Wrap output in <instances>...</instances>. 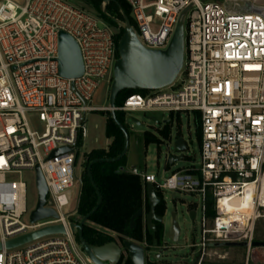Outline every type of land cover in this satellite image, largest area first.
Returning a JSON list of instances; mask_svg holds the SVG:
<instances>
[{
  "label": "built area",
  "instance_id": "built-area-1",
  "mask_svg": "<svg viewBox=\"0 0 264 264\" xmlns=\"http://www.w3.org/2000/svg\"><path fill=\"white\" fill-rule=\"evenodd\" d=\"M124 1L144 45L153 50L167 47L181 13L192 7L185 21L184 69L176 83L133 94L113 111L193 113L201 131L199 164L163 184L137 169L131 173L153 185L162 200L166 190L200 199L189 211L196 212L200 228L193 264H238L226 251L231 248L220 245L242 243L247 244L243 264H255L252 245L264 220V17L227 12L224 3L239 0ZM248 1L264 8V0ZM61 32L81 51L84 74L78 79L60 75ZM114 37L102 20L66 0H0V242L50 226L66 230L18 249L3 248L0 264H92L70 225L82 188L76 165L86 118L111 111L93 99L102 82H112L118 59ZM29 115L38 116L42 131L31 127ZM60 149L68 152L52 158ZM37 167L48 187L45 208L58 217L33 224L36 207L29 213L26 183L7 178L35 174ZM236 199L243 203L238 209L232 206ZM26 215L28 224L22 221Z\"/></svg>",
  "mask_w": 264,
  "mask_h": 264
},
{
  "label": "water",
  "instance_id": "water-1",
  "mask_svg": "<svg viewBox=\"0 0 264 264\" xmlns=\"http://www.w3.org/2000/svg\"><path fill=\"white\" fill-rule=\"evenodd\" d=\"M103 3L101 10L104 15H107V7L113 0H99ZM75 6V5H74ZM192 6L187 7L180 15L169 44L164 49H148L136 27H134L127 15L121 11L123 20L111 18L117 26L124 31L118 43V59L113 66V76L109 91L108 107L111 109L110 117L115 125L121 130L124 136V150L120 156L114 159L96 160L88 166V176L98 196L96 207L85 217L78 216V205L81 197L82 188L78 197L75 214L77 217L70 225V232L78 239L81 250L92 264H121L124 254L132 262V264H147L146 250L143 245L136 244L130 240H125L122 243L112 242L103 246H93L87 243L84 238V226L90 218L97 212L102 204V197L95 185L92 176V167L97 163H116L124 159L129 151L130 138L125 127L118 121L116 113L113 111L116 108V99L120 93L124 91H147L157 92L165 90L173 86L180 77L185 64L186 44H185V21L188 12ZM224 7L230 14H260L264 17V8L256 7L248 0L226 1ZM87 8V7H86ZM88 13L98 18V14L92 7L87 8ZM108 16V15H107ZM59 72L63 78L78 79L84 74V66L81 51L77 43L66 33L59 34ZM156 124L158 121L151 118ZM137 125L140 123L133 120ZM172 141V137H171ZM174 149L179 153L178 157L169 155L167 163L173 166L174 163L182 161L185 157V152L188 150V145L182 137H177L174 142ZM68 152L67 149L56 150L51 157H56ZM35 185L37 189V206L30 216L31 223H37L42 220L57 218V213L47 205L48 187L44 176L39 167L35 169ZM146 195L150 212L146 213L143 209L131 220V228L136 227V219H143L145 225L153 235L156 230V223H163L164 216L156 215V208L162 203V198L156 194L153 185L146 186ZM191 220L194 222L196 212H189ZM172 228L174 241L177 242L180 236V226L176 220V214H172ZM66 230L62 225L50 226L36 232L20 236L9 240L4 245L0 242V251L14 250L21 248L27 244L38 241L40 239L65 235ZM225 248H245L247 244H226L220 245ZM253 248H264V243L255 242ZM161 254V253H160ZM160 254L157 259H160Z\"/></svg>",
  "mask_w": 264,
  "mask_h": 264
},
{
  "label": "rangeland",
  "instance_id": "rangeland-1",
  "mask_svg": "<svg viewBox=\"0 0 264 264\" xmlns=\"http://www.w3.org/2000/svg\"><path fill=\"white\" fill-rule=\"evenodd\" d=\"M76 7L88 12L91 7L86 0H66ZM153 0H145V4H151ZM87 7V8H86ZM88 10V11H87ZM133 19V15L131 14ZM106 24V23H104ZM107 25V24H106ZM108 26V25H107ZM109 27V26H108ZM116 35L118 30L111 28ZM111 84L102 82L94 94V105L97 107H106L108 105L109 91ZM109 113H90L86 118V137L82 140L78 152L76 165L77 179L83 180L86 169V155L94 150L108 149L113 140L107 136V120ZM151 118L158 121L156 124ZM28 120L33 129L42 131L43 125L37 115H29ZM125 127L130 138L129 151L125 157L124 166L126 171L131 172L137 169L139 173L154 175L158 184L168 179L173 173L197 165L201 162V143L199 138V124L196 114L180 113L171 114L163 111L152 113H131L124 114ZM133 120H137V125ZM169 124L172 132V141L164 140L160 137L159 131ZM151 133L161 140V144H150L146 146L144 134ZM177 137H182L187 145L188 150L182 161L169 166L167 157L173 155L179 156L174 149V142ZM10 182H24L27 185V203L28 211L31 213L37 204V189L35 185V174L25 171L21 175L8 176ZM78 193L74 189V194ZM163 200L167 207L164 217V253L160 259H157L158 252L149 250L146 252V258L149 264H193L194 251L192 247L200 243V228L194 223L189 211L200 204V199L196 195L165 191ZM172 214H176V220L180 226V236L177 242L174 241L172 228ZM23 223L28 224L29 215L22 219ZM256 242L264 243V220L257 224L255 232ZM231 259L238 264H243L247 257V248L226 249ZM84 254V253H83ZM86 256V255H85ZM234 256V257H233ZM236 256V257H235ZM255 264L264 263V248H257L253 254Z\"/></svg>",
  "mask_w": 264,
  "mask_h": 264
},
{
  "label": "trees",
  "instance_id": "trees-1",
  "mask_svg": "<svg viewBox=\"0 0 264 264\" xmlns=\"http://www.w3.org/2000/svg\"><path fill=\"white\" fill-rule=\"evenodd\" d=\"M87 3L96 11L98 19L102 20L109 27L118 30L115 35V43H118L124 31L115 24L111 18L123 20L121 11L127 15L134 27L136 24L131 18V10L124 0H113L107 7V15L103 14L101 7L103 3L99 0H86ZM147 91H124L116 99V106H121L124 101L133 94L146 95ZM118 121L125 127L123 113H116ZM200 125L199 121H197ZM126 129V127H125ZM128 132V131H127ZM159 135L164 140H171V128L166 124ZM107 136L112 139V144L108 149L94 150L86 155V169L82 180V192L78 205V216H87L97 205L98 196L89 179L87 168L90 163L102 159H114L121 155L124 150V136L121 130L115 125L110 115L107 120ZM199 138L201 143V131L199 126ZM82 140H80L81 145ZM146 146L150 144H161V140L151 133L144 134ZM125 158L116 163H97L92 167V176L98 188L102 204L97 212L90 218L84 226L83 235L88 244L93 246H103L108 243H122L130 240L136 244L143 245L146 250H158L163 247L164 229L160 223H156V230L153 235L145 225L143 219H136V227L131 228V220L140 210L150 212L146 195V184L139 176L126 171L124 166ZM162 197L161 194H158ZM164 201L156 208V215L164 216ZM209 213L214 215L212 203L209 204ZM79 243L78 239L76 238ZM121 264H132L127 258Z\"/></svg>",
  "mask_w": 264,
  "mask_h": 264
},
{
  "label": "flooded vegetation",
  "instance_id": "flooded-vegetation-1",
  "mask_svg": "<svg viewBox=\"0 0 264 264\" xmlns=\"http://www.w3.org/2000/svg\"><path fill=\"white\" fill-rule=\"evenodd\" d=\"M86 162V161H85ZM87 170H88V168H87ZM162 203H163V201H162ZM164 206H165V210H166V204H165V202H164ZM163 217V216H162ZM161 225H162V229H164V224L163 223H160ZM164 231H165V229H164ZM163 237H164V235H163ZM145 250H146V248H145ZM148 250H146V252H147ZM156 252H158V254L157 255H159L160 253V258H161V256H162V254L164 253V245H163V247L162 248H160V249H158V250H156ZM157 257V256H156ZM147 259V258H146ZM147 264H149L148 263V260H147ZM158 264H166V263H158Z\"/></svg>",
  "mask_w": 264,
  "mask_h": 264
},
{
  "label": "bare ground",
  "instance_id": "bare-ground-1",
  "mask_svg": "<svg viewBox=\"0 0 264 264\" xmlns=\"http://www.w3.org/2000/svg\"><path fill=\"white\" fill-rule=\"evenodd\" d=\"M251 190H252V187H248L247 193L250 194L251 193ZM232 203H233L232 206L234 208H236V209L240 208L241 205L243 204L239 199L234 200Z\"/></svg>",
  "mask_w": 264,
  "mask_h": 264
}]
</instances>
